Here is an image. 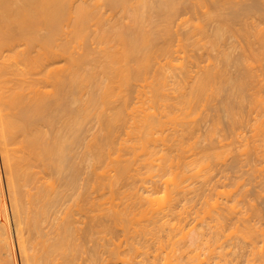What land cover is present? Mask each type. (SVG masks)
I'll use <instances>...</instances> for the list:
<instances>
[{
    "label": "bare ground",
    "instance_id": "bare-ground-1",
    "mask_svg": "<svg viewBox=\"0 0 264 264\" xmlns=\"http://www.w3.org/2000/svg\"><path fill=\"white\" fill-rule=\"evenodd\" d=\"M252 1H254V2H252ZM252 1H251V4H254L255 2H260V1L262 4L263 0H260V1L259 0L258 1L252 0ZM207 2H208V0H0V143H1V148H0L1 150L0 151H1V156L4 160V165H5V169L7 172L6 183H8L7 185L9 187L8 186L7 187L9 188V191L11 194V200H12V205H13V214L15 216V224L17 227L15 234L17 236L16 238H17V242H18V247L21 250L22 256L24 259L23 264H79L78 263L79 261H77V259H79L81 254L84 253V251H85L84 246H83L84 242L82 243V240H86L83 238H87V237H88V240H90V241L93 240L91 242H95L94 243L95 245L94 244L91 245V248H92V246H94V248L91 250V252L89 254L90 257L87 256L90 260V261L89 260L88 261L90 262V264H100V258L102 256V250L104 249V245H105L104 244L105 243L104 242V236L106 238L104 231L107 232V230L109 229L108 224L104 220V213L106 212V214L108 215L109 212L111 211V209L109 212L106 211L108 209H105L106 207L104 208V199H102V198L106 197V196H104L105 193L103 192L104 187H105V186H103V183L105 182L104 181V178H105L104 174H106V173L102 172L104 169L102 168L103 169L102 170L101 167H103V166H99L100 167L99 168L97 165H95L99 170L101 169V172H98V170L95 168V166H94V171H91L92 169L91 170L89 169V171H88V167L90 166L89 164H91L90 160L94 161V159L96 158L94 162H97L98 161L97 158L99 156L103 157L102 154H103L104 149L106 147H108L109 144H112V143H110V141L106 137L114 135L113 133H117L116 131L118 129H116V128L120 127L121 123H119V125H118L119 127H116V125L118 124V122L121 118V115H122L121 110L122 109H121V105L118 106L115 104H116V100H117L118 96H120L119 97V100H120L121 95L124 94V93L120 94V92L125 89L122 87L123 85H121V83L123 82L125 77L128 78L126 80H128L127 84L130 88L132 86V82H131V85L128 82H130V80L132 81V79L129 80V78L133 74H134L133 77L135 76V71L137 73V71L142 69V68H140L141 66L144 68L142 71L147 69L146 65L144 66L141 62L143 60H145L144 58H146V57L148 58V56H149L148 51L149 50L151 53V49L153 50L155 46H158V45H155L153 47L154 42H160L159 40H157L158 38L161 40V39H164L162 37H167L171 34V32H172L171 27L173 28V26L170 27V25H172V22H171L173 19L172 16H175V15H177L176 13H179L178 9L180 8V4L190 3V4H195V6H196L197 4L202 5V4H206ZM211 2L213 3V5H212L213 7L211 9H207V7H208L207 6L205 8L206 10H204V11L205 12L207 11L206 12V15H207L206 20L207 21H208L209 17H210V20L212 17H213L212 19L215 20L213 27L211 26V28L213 29L212 30L213 32L211 33V34H213L212 40H214L215 42H217L218 39L220 40L221 38H223V40H224L225 34H227L228 32H229L228 34H231L235 30H236L235 31L236 34L237 33L239 35L241 33L243 35L246 34L245 36H248V38H249V36H250L249 34L252 33V30L250 29L251 33H250L249 29H248L249 31L246 30L245 28H247L248 26L244 25L245 28H242L243 26L241 25L242 26L241 27L239 25L241 23V21H240V23H238V25L241 28H238L239 26L236 27V25H234L235 18H238L236 16L240 15V14H237L236 12H234V10L232 9V7H233L232 4H229L230 2H232V0H211ZM234 2L235 1H233V3ZM241 2H242V0H241ZM237 3H238V1H236V4ZM239 3H240V0H239ZM239 3L237 4L238 6L240 5ZM248 3H247V5H248ZM106 4L108 6H106ZM226 4L228 5V7L229 6L231 7L230 8L231 10H229V11L224 10ZM256 4L258 5V3H255L254 5H252V7L249 8V10H251V11L254 9L256 10L257 6H256V8H253V7H255ZM104 5H105V8L107 7V9L103 8ZM249 6H250V3H249ZM237 8H239V7H237ZM108 9H110L111 12L109 14H106V11ZM104 10H106V11H104ZM249 12H246V10H245V13H249ZM262 14H264L263 11H262ZM243 16H244L243 18H246L245 17L246 15L243 14ZM249 16H251V15H249ZM258 17H260L259 14H258ZM241 18H242V16H241ZM241 18H239V19H241ZM251 18H252V16H251ZM239 19L238 20L236 19L235 22L237 23V21H239ZM184 20L185 19H183V21ZM188 20L186 19V21H188ZM199 20H200L199 22L197 20L198 26L200 28L199 30H202L203 32L205 31V33H206V31H209L208 28L206 26H204L205 24L202 23L205 21V18L203 19L204 21L201 19H199ZM213 20H212V22H213ZM251 20H249V22ZM258 20H259V18H258ZM242 21L247 22L245 19ZM254 21L257 22L255 19L253 20V22ZM249 22H247V24ZM258 22H260V20ZM261 22H262V20H261ZM192 24L194 25V23H192ZM260 25L258 27L256 26L257 28L254 27V31H256L255 32L256 34H254V35H256V36H253V35L250 36L251 38H252V36L257 37L255 39H257L256 42H258L259 45H257L258 43L256 44V42H254L255 41L254 39H247V40L250 43L249 47H250L251 52L249 54H251L253 57H256L258 59L259 58L264 59V26H263V23ZM255 28H256V30H255ZM192 29L190 31H192ZM196 29H198V28L194 27V29H193V31L195 33H197ZM243 29H245V30H243ZM203 32H201V33H203ZM177 34L179 35L178 32H177ZM206 34H208V32ZM200 36H201V34H200ZM202 36H204V35L202 34ZM202 36H201V38L203 39L204 37H202ZM207 36H205V37H207ZM210 38H211V36H210ZM238 38H236L237 41H238ZM245 38H247V37H245ZM60 39H61V41H58ZM181 39H183V38H179V36H178L177 40L178 41L180 40V42H177V43H180V46L186 47L188 44L186 45L185 42H187V41H184L185 39H183V42H182ZM205 39H203V40L206 43ZM239 39H241V38H239ZM90 40H93V41L95 40L94 42L97 41L98 45L97 46L95 44L91 45V43H89ZM241 40H243V39H241ZM73 42H75V44ZM85 42H87V44ZM97 42H96V44H97ZM181 42L185 43V44H181ZM207 42H208V40H207ZM215 42H214L215 45L213 43H211V44L216 47ZM242 42H240V43H242ZM76 43H77V45H76ZM155 44H157V43H155ZM168 44H170V43H168ZM217 44H219V43H217ZM255 45H257V46H255ZM77 46L78 47L80 46V48L82 47L81 49H83L84 51L82 50L83 51L82 52L81 49L78 48ZM159 46H161V45H159ZM169 47L170 46H168L167 48H165V47L164 48L168 49ZM185 47H182V48L178 47V48H179V50L181 48L185 51L186 50ZM249 47H247V48H249ZM171 48H172V46H171ZM178 48H175V49L178 50ZM218 48H220V46H218ZM170 49H168V50H170ZM227 49H226V51H227ZM77 50L79 52H77ZM173 50H174V48H173ZM173 50H171V51L173 52ZM216 50H217V48H216ZM220 50H222V48ZM188 51H186V54ZM93 52L96 53V55L93 54V55H95V57L91 56ZM146 52H148V55L146 54ZM40 53L46 54L44 62L39 61V54ZM153 53H151V54L153 55ZM177 53H180V52H177ZM232 53H233V51H232ZM232 53H230L228 51L227 52L223 51V53H221L223 60L220 59V61L225 62V64L220 62L221 65L220 64L218 65L217 62H214L215 64L213 62H211L212 65L209 62L206 65L205 64L201 65V63L198 61L199 63L197 64V70H196L197 73L196 74H194L195 70L193 71L191 69V65L187 66V64H186V66L185 65L183 66V61H185V60H183L181 63L180 62L181 59H180L177 63V62H175L176 60L172 57L175 60V61L174 60L172 61V58L170 57L171 54L167 58V63L169 64V62H170L172 69H173L172 63L177 64L175 66L180 65L181 67H178L181 69L180 71H178L179 69L178 70L175 69L176 71L175 70L170 71V69H169L170 66L168 67V69L166 67L167 70L163 69L164 71L162 73L163 74L162 78H164V79H162V78H160L158 72L155 69V71H156L155 75L158 74L157 77L156 76L154 77L155 79H157V81L155 80L157 82V84L159 82L158 80L162 79L160 82L163 81L164 83L162 84V86L166 87L169 84L168 80L169 79L171 80V78H172V80L174 79L173 80L174 84L173 85L170 84V86H172L173 90H175V94H174L175 97L172 95V101L166 100V104H168L170 106V110L168 109L169 107L166 106L167 107L166 110L168 109L169 113L167 111H165L166 114L171 115L172 118H169V119L172 120V119H176V118L178 119L179 118V120H180V121L178 120L179 123L175 121L176 124H178V125L175 124L176 126L174 125L172 130L170 128L171 136H173V138H174V139H172V141L175 142V143H173L171 141L172 145L177 144L180 146V145H184L183 143L186 142V141H184L186 136H188L186 133L190 132V131H188V132H186V131L189 130L191 127L190 126L189 129H187L188 127L186 126L187 125L186 123L188 122V124H189L187 116L189 115V117H190V114L192 112L191 110L194 109L193 108L194 105L196 106L197 103H201V104L204 103L203 107L205 105H207V106L211 105V104H209L212 100L211 98H213L215 96L217 97L218 94H219V96L222 95L224 92L222 94H221V92L226 91V90H224L225 89L224 87L229 86L228 87L229 89H230V87H232V80H233L232 78L233 77L235 78V76L232 77V74L230 72V70H232V69L229 70L228 69L229 66L227 67V63H229V62L231 63V59H232L231 54ZM245 53H247V58H245V60L242 61L243 67L241 65V67H242L241 71H243V74H242L243 76L241 75L242 80H240V81L241 82H248L247 84L249 85V82H252L254 79H257V78H256V74L252 68L253 66H251V67L249 66V65H252V63L249 62V61H251V60H249L251 56H249L248 52H245ZM245 53H243V54H245ZM144 54H146L147 56ZM165 54L167 55V53H165ZM152 55H150V56H152ZM183 55H184V53H183ZM90 56H91V58H90ZM141 56H143V57L141 58ZM241 56H243V55H241ZM58 57L64 58L66 61V62L64 61L65 64L54 65L55 61H53V60L56 59V62H58V59H57ZM92 57L94 58V61H92ZM62 58L59 61H61ZM169 58H171L170 59L171 61H168ZM88 61H90V62H88ZM148 61H149V58H148ZM87 62L91 63V64L87 65ZM144 62H146V61H144ZM247 62H248V64L249 63L250 64L248 65ZM195 63H197V61ZM81 64L82 65L86 64L88 66V68H87V66H84V69H83V66ZM140 64H141V66H140ZM147 65H148V63H147ZM198 65H200V67ZM228 65H230V64H228ZM162 66H163V64H162ZM165 66H167V64ZM165 66H163V67L165 68ZM41 67H44V70L46 73V74L43 73L42 76L40 75V73L42 71ZM160 67H161V65H160ZM175 68H177V67H175ZM159 69L160 68H158V71L161 70V72H162V69H160V70ZM168 71H170V72L168 73ZM144 72H146V71H144ZM44 74H45V76H44ZM101 74H102L103 78L99 77V75H101ZM168 76H170L171 78L168 79ZM123 77H124V79H123ZM44 78L47 81H45V83L44 82L41 83L42 81L40 82V80H43ZM104 78H105V80H104ZM149 78H148V80H149ZM154 78H153V82H155ZM259 78H261V77H259ZM145 79L147 80V78H145ZM103 80H104V82H103ZM257 80H259V79H257ZM259 81L255 82V80H254V83H256V85H255L256 87H257V85H258L257 83ZM124 82H126V81L124 80ZM160 82H159V85H160ZM262 82L264 83V79ZM170 83H171V81H170ZM153 84L155 87L156 83H153ZM153 84L152 85L150 84L149 86L152 87ZM253 84H251V85H253ZM128 86H126V88H128ZM172 87H170V88H172ZM251 87H253V86H251ZM158 88H159V86H158ZM161 88H159V89L162 91V94L165 95L164 93L168 92V90H167L168 88L166 87V90H167L166 92L163 91L165 89L162 88L163 89L162 90ZM244 88H245V86H244ZM244 88H243V90H245L247 87L245 89ZM257 88L260 89L259 87H257ZM157 89L152 88L153 93L154 92L157 93L156 95L152 94V96H153L152 98L159 97L160 99L161 98L165 99L166 96L165 97L158 96L159 90L157 92ZM235 89H233V90L236 91ZM256 89L253 88V91H255ZM154 90H156V91H154ZM243 90L241 88V91H243ZM125 91H123V92H125ZM127 91L130 92L129 90H127ZM127 91L125 93H127ZM171 91L169 92L170 94H172L174 92V91L173 92H171ZM256 91H258L257 95H259V93H260L259 90H256ZM256 91L253 94H256ZM169 93H167V95L170 96ZM250 93H252V92L250 91ZM130 94L131 93H129V96H130ZM226 94H228V93H226ZM244 94H246V93H244ZM127 95L128 94H125V96L128 98L129 96H127ZM228 95L232 96L231 93ZM239 95H240V92H238L237 96H239ZM257 95H256V97L258 98ZM150 96L151 95H148L149 98L147 97L149 100L151 98ZM227 96H225V97H227ZM229 96L227 98L231 97V96L230 97ZM251 96H253V95H251ZM170 97L167 99H170ZM173 97L176 100H173ZM221 97H219L220 101H222L221 99H223ZM235 97H233V98H235ZM256 97H253V98L255 99ZM243 98L244 97L242 96V99ZM257 98L255 99L257 102L254 99H252L256 103H254L255 104L254 106L252 105L253 108L252 107H250V108H252V110H253L254 107H256V105L258 107H260L262 105V107L260 108L261 110L263 108L262 111L260 110L261 111L260 114H262V112L264 111V107H263L264 96H262L260 94L258 100H257ZM240 99H241V97H240ZM119 100H117V102ZM121 100L126 102L127 99L125 100V98H124ZM161 100L159 102H161ZM213 100L217 101V99H213ZM230 100H232V99H230ZM244 100H246V99H244ZM244 100H241V101L244 102ZM259 100L261 102H258ZM152 101H154V100L152 99ZM214 101H212V104L214 103ZM227 101H228V106H230L229 107L230 113L228 111L229 118H230V120H234V119H232L233 116L235 114L237 115L238 113H236V112L237 111L239 112V110H240V112H242L241 109H243L242 107L244 104L242 103L243 104L242 107H240V105L238 104L239 105L238 108L240 107V109L237 108L238 109L237 110L236 108H234V109L232 108L233 103H235L234 100H232L233 103L229 100H227ZM227 101H226V103H227ZM248 101H250V100H248ZM254 101H251V103ZM127 102H126V104H127ZM162 102H164V104H165V101H162ZM171 102H173V103H171ZM239 103L241 104V102H239ZM259 103L261 105H259ZM170 104H172V105H170ZM215 104H216V102H215ZM107 105L108 106L110 105V106L108 107ZM124 105H125V103H124ZM236 105L237 104H235V106ZM197 106H198V104H197ZM217 106H214V108H216ZM203 107H201V108L204 110L205 108H203ZM119 108L121 110H119ZM174 108L175 109L178 108L177 111L183 110L184 113L182 112L181 114H184V115L182 116L179 113L181 111H179L178 113L180 116L178 115L179 116L178 117L177 116L178 113L176 110H174ZM207 108L208 107H206V109ZM209 108H210V106H209ZM218 109H216V110H218ZM232 109H233V112H232ZM235 109L237 110L236 112H235ZM92 110L95 113H93ZM207 110L209 111V109H207ZM216 110H215V112H216ZM123 111H124V108L122 110V113H123ZM211 111H210V113H211ZM91 113H93L92 115L96 114L98 116L96 118L99 120V122L100 121L102 122V123L100 122V124H102V128L100 127V131L102 132V134H101V132H98V133L96 132L95 134H93V136L90 135V136H92V138H88V140H87V137H90V136H87L89 134H87L88 132L87 133L85 132V126H86V120L88 122V119H89L88 117H91L90 116ZM131 113H132V111H131ZM149 113H151V112H149ZM154 114H156V112ZM217 114H218V111H217ZM232 114H234V115H232ZM253 114H255V113H253ZM223 115H220V116H222V118H223ZM250 115H251V113H250ZM258 115L259 114L257 113V117H258ZM132 116H133V119H136L135 115H132ZM139 116L141 117V115H139ZM151 116H153V115H151ZM181 116H182V119H181ZM146 117H147V115H146ZM146 117L144 115V119H145L144 121L145 122H146V120L149 119V118L147 119ZM214 117H217L216 118L217 120L219 119V122H217V121H215V122L220 125L221 118L218 116H214ZM237 117L238 116H236V117L234 116V118L236 120H237ZM257 117L255 116L254 119H257ZM129 118L132 119V117H129ZM142 118H143V116H142ZM185 118H187V120ZM263 118L258 117L259 121L256 120L258 123V124H256L257 126H254L255 124L252 125L255 127L253 130L257 129L256 127H258V129H259V127L262 126V124L264 123ZM152 119H149V120L151 121ZM227 119H224V120H227ZM240 119H241V116H240ZM122 120H121V122H122ZM159 120H160V118H159ZM230 120L228 119V122ZM59 121H61L64 126H61V122L58 123ZM136 121H132V122L135 123ZM139 121H141V120H139ZM139 121H137V122H139ZM148 121L146 122L148 125L146 127L150 126V124H148ZM153 121H151L150 123H152ZM160 121L161 122H159V123H161V124H162V122H164V121H162V119ZM247 121H248V119H247ZM145 122H143V123H145ZM157 122L158 121H156V123ZM222 122L223 121L221 120V123ZM46 123L51 129L53 128V126L56 125L54 127V129L57 130L58 124H60V125H58V127L61 126V127H64L65 129L62 128V131L58 129L57 130L58 132L56 131V133H55V130L53 129L54 130L53 133L56 136H54V134H53V137L50 138V136L52 134V132L50 131L47 134V135H49V138H50L49 139L48 136H46V130H45L46 128L44 129V127H43V125ZM153 123H155V122H153ZM191 123H192V121H191ZM50 124L53 126H51ZM161 124H158V125H161ZM168 124H171V123H168ZM133 125L136 126V123ZM214 125H215V123L213 124V126ZM258 125H260V126H258ZM48 126H47V129H49ZM168 126H170V125H168ZM171 126H173V125L171 124ZM263 126H264V124H263ZM61 127H59V128H61ZM140 127L135 128L136 130H138L137 133L140 131L139 130V129H141ZM150 127L152 128L155 126L151 125ZM142 128H144V127H142ZM151 128H150L151 132H149L150 134H152ZM157 128L153 129V130L158 131ZM215 128L216 127H214V130H216ZM261 128H263L262 131H264V127H261ZM95 129H96V127H95ZM102 129L104 132L102 131ZM133 129L134 128H132V131H134ZM164 129H166V128H164ZM168 129H169V127L167 128V130ZM191 129L193 130V127H191ZM199 129H200V126H199ZM209 129H210V127H209ZM258 129H257V131H261L260 129L259 130ZM63 130H64V132H63ZM120 130H121V128H120ZM159 130H162V128ZM214 130L213 129L209 130L211 133L209 136L210 138L217 133L216 132L215 134H213ZM48 131L49 130H47V132ZM142 131H144V130H142ZM142 131H140V132H142ZM257 131L255 133H257V136H258L259 133ZM134 132H136V131H134ZM146 133H148V132H146ZM149 133H148V135H149ZM155 133H156V131H155ZM162 133L163 132H161V134L160 133L159 134L162 136L163 135ZM166 133L168 134L167 131H166ZM192 133L195 136L196 135L198 136V134H195L196 132L195 133L191 132V134ZM255 133H252V134H255ZM261 133L264 134V132H261ZM138 134H140V133H138ZM143 134H145V133H143ZM191 134H189L190 137L193 136V134L192 135ZM207 134L209 135V133H207ZM99 135H103V136L107 135V136L102 138ZM148 135H147V137H148ZM169 135H170V133H169ZM259 135H261V134H259ZM195 136H194V138H195ZM236 136H237V134H236ZM254 136H256V134ZM147 137H144L143 138L144 141L142 140V142H145V138L147 139ZM149 137H151V136H149ZM224 137L227 138L226 135ZM244 137H246V136L244 135ZM248 137H250V136H248ZM252 138L254 139L253 135H252ZM165 139H166V137H165ZM165 139H164V141H165ZM167 139H168V137H167ZM198 139H199V137H198ZM198 139H196V140H198ZM207 139L208 138H206V140ZM217 139H221V138L217 137ZM245 139H247V138H245ZM245 139H243V141ZM251 139H250V142L252 141ZM261 139H264V138L262 137V138H260V140ZM101 140L105 141L106 143H108L107 141H109V144H106V143L102 142ZM240 140H241V138H240ZM254 140H256V139H254ZM187 141L189 142V139ZM207 141H209V140H207ZM212 141H213V139H212ZM230 141H231V139L228 141L229 143L227 146L230 145ZM113 142H114V140H113ZM165 142H167V140ZM252 142H253L254 146L257 143V142L254 143V141H252ZM196 143H197V141H196ZM225 143H226V141H225ZM233 143L234 142L232 141L231 142L232 146H233ZM235 143H237V139H236ZM260 143H262V142H260ZM168 144L170 145V143H168ZM192 144H195V143L192 142ZM237 144H239V142ZM241 144H244V146L246 147L249 143H247L246 145H245V142L241 143ZM147 145H148V143H147ZM164 145H165V143H164ZM236 145L233 148L237 147ZM221 146H220V148H221ZM244 146H243V148H244ZM250 146H247V147H250ZM256 146H257V144H256ZM262 146H264V145H262ZM145 147H146V145H145ZM165 147H166V145H165ZM171 147H174V146H171ZM199 147L197 146V148H199ZM96 148H98V149H96ZM109 148H110V146H109ZM112 148H110V149H112ZM169 148L170 147H168V151L171 152L170 150H172L173 148L170 150H169ZM180 148L181 147H179V149ZM184 148H186V146ZM263 148L264 147H262V150H263ZM228 149L226 150V152H228ZM246 149L248 150V148H246ZM255 149H257V147H255L254 150ZM147 150H149V149H147ZM160 150H161V148H160ZM163 150H165V149L163 148ZM174 150H173V152H174ZM189 150H190V148H189ZM191 150H192V148H191ZM221 150L223 152H225L224 148H221ZM239 150H240V147H239ZM249 150H251V149L249 148ZM181 151H182V148L179 152L181 153ZM215 151H217L216 153H218V151H219V154L222 152V151L218 150V147H217V150L215 149ZM246 151H244V152H246ZM156 152H157V150H156ZM166 152H167V150H166ZM169 152H168V154L170 155L171 153H169ZM184 152H183V154H184ZM250 152H252V150ZM175 153H177V152H175ZM202 153H204V152H202ZM202 153L200 154L201 156H202ZM210 153H211V151H209L208 155ZM147 154H149V153H147ZM164 154H166V153H164ZM219 154H216V155H219ZM169 155L166 154V156H169ZM210 155L208 157H207V155L204 157L202 156L203 160L201 159V157H199L201 160L197 159V160H199L197 164H199L203 167L205 166V168L209 167L211 169V167H212L211 162L210 161L207 162V160L212 159L210 157ZM216 155L214 154L213 156L215 158H217ZM221 155L222 154H220L218 157H220ZM155 156H157V155H155ZM236 156H238V153L236 154ZM171 157H170V159L167 157V159L169 160L167 163L164 162L166 165L168 164L167 166L164 163H162L167 168L163 167V168H165V169H163L159 166L161 171L165 170L166 174L164 171L161 172L158 169L157 172L160 171L161 173L155 172L156 176L153 175V176L148 177V175H150L149 173H151V172L154 173L153 172L154 168H152V170H151V167H150L151 172H149L150 170L148 168V170H147L148 174H146L147 177H145V179L143 180V182L141 184L142 186L141 185L138 186L139 190H140V186L144 188L143 191L145 190L144 191L145 195H144V193L136 192L137 197H139L138 199L140 200L138 202L144 203L146 199H147L146 201L150 202V200L152 199V201L155 202V200L156 201L160 200L161 197L163 198V202H160L161 204L159 206L158 205L157 206L151 205L152 207L149 206L148 209L151 208V210L149 209V211H148L146 209L147 212H149L148 214L144 213V211H145L144 209H142V211L139 212V214H142V212H143L145 217L148 216V220L150 221V223H153L154 225L150 226V224L143 222L144 220H142V223L143 224L145 223L147 225L142 224L143 226H141V224H139L138 227H136L138 232H140V233H138V232L136 233V235L140 234V238L136 242H133V241H135L134 239L136 238V235H135V237L132 236L133 237L132 247L133 248L135 247L134 249L136 250V255L134 254V251H133V253H131V254L129 253L130 257L125 258L123 256L124 258L121 260L125 261L124 264H126V263L127 264H167L169 259L173 264H186V263L189 264L191 262V260L193 261V259H192L193 254L190 256L188 254V256L185 259L184 257L187 255L186 254V255H184V257L182 259V256H181L182 253L179 254L180 255V257H179L178 253L175 254L176 253L175 248H174V251H175L174 254L175 255L173 254V257L169 258L170 254H172L170 252L173 250V247L175 245L173 237H172L173 241L171 240V236H174V235H171L172 233H170V232H169L170 235L168 233L169 239L171 240V242L174 243V245L171 244L172 250L169 251V253L168 252H167V254L164 253L165 256L169 254V256L166 259H164L165 257H164L163 252H162L163 251L162 249L165 247V245L163 247V244L166 243V242L162 243V240H164V236H162V234H161L162 238H160L161 236L159 235V229H158V234L156 232H154V226H155V224H157V222L160 223V225L163 224L162 227L159 225V227L162 231V228L165 227L164 223L167 224V221L169 219L171 220L172 217L178 218V222H179L178 213L182 212L180 210H177V206L181 204L178 200L182 196L180 194L181 196L178 197V195H179V193H183L181 191L185 190V189H183L182 186H184V183L186 182V181L184 182V180H186L185 178L187 176H189L190 174L188 171V175H187V169L188 168L184 169L183 165H182L183 168H181V169H178L179 166L176 164L175 165L177 167L174 166V162L179 163V161H182V160H179V158L177 157V159L179 161L176 162L177 159L176 160L174 159L176 157H173V155ZM185 157L186 156H184L183 159ZM205 157H207V158H205ZM152 158H154V157L152 156ZM193 158H194L195 163H196V158H198V156L197 157L193 156ZM204 158L207 159L206 162H205ZM215 158H214V160H215ZM98 159H101V157H99ZM152 160L155 163L154 159H152ZM161 160H163L162 157H161ZM189 160L191 161V159H189ZM111 161H113V160H111ZM159 161H160V159H159ZM186 161L187 160H185L184 162H186ZM190 161H187V163ZM98 162H100V161H98ZM191 162H190V164H191ZM209 162L211 165H209ZM193 163H194V161H193ZM109 164H110V162H109ZM113 164H114V166H116L115 163H113ZM113 164H110L109 166H111ZM162 164H161V166H162ZM124 165H125V163H124ZM127 165H128V163H127ZM148 165H149V163H148ZM155 166H158V165H155ZM196 166H198V165H196ZM201 166H198L199 168H197V169L200 170ZM112 167L113 166H111L110 168H112ZM173 167H175V168H173ZM107 168H108V166H107ZM121 168H122V166H121ZM121 168H119V169L121 170ZM168 168H169V170H167ZM189 168H190V166H189ZM209 168L207 169V171H205V173L208 172ZM210 171L211 170H209V173L212 172V171L211 172ZM1 172L2 171L0 170V254L2 256L1 257L2 260L0 259V262H1V264H17V260H16L17 242H16V244L14 242V230H13L11 222H10V215H9L10 213L8 211V205H7L5 196H4V189H3L4 183H2ZM90 172L92 175L95 173V175L97 176V178L95 177L96 178L95 180H96L97 186H98L97 188H98V190L102 189V192L104 193V194L99 193V196L97 199L96 198H90L88 196V192H87L88 188H86V187H89L90 185H92L91 184L92 182H90V179H91V175L89 174ZM116 172H118V171L116 170ZM118 173H120V175H121V171ZM118 173H116V174L114 173L115 176H117ZM145 173H146V171H145ZM162 173H164V174L162 175ZM190 173H193V172H190ZM102 174L104 175L103 180H102ZM157 174H160V176H161V177H159L160 179L161 178L163 179L165 177L164 178L165 183L163 184V182H164L163 181V182H161L162 184L159 183V185L160 184L164 185L163 187L165 188V193L167 196V198L166 197L165 198L167 199V201H164L165 200V198H164L165 193L162 196L157 195V194H159L158 193L159 190L158 191L156 190V189H158V188H156V186L158 185V184H156V182H157V180L159 181V179L156 180L154 178V176L156 178L159 176ZM54 175H56V178ZM110 175L112 177L113 173ZM124 175H125V173H124ZM142 175H145V174H142ZM195 175H196V173H195ZM207 175H210V174H206V176ZM115 176H114V178H115ZM58 177H59V180H57ZM210 177L208 179H210ZM120 178H118V180H120ZM149 179H150V181H149ZM162 179H161V181H162ZM106 180H107V178H106ZM111 181L112 182L109 181L110 186L112 184H114V182H113L114 179H112ZM93 182H94V180H93ZM190 182H188V183H190ZM88 183H90L89 186H87ZM93 185H95V184H93ZM104 185H106V184H104ZM154 185H155V188H154L155 190H152ZM134 186H136V185H134ZM185 186H187V185H185ZM84 188H85V190H84ZM90 188H91V186H90ZM90 188H89V190H90ZM128 188L130 189V187H128ZM132 188H134V187L132 186ZM136 188H134L133 190H135ZM112 189H114V187ZM131 191H132V189H131ZM224 191L226 193L228 192L226 196H229V194L231 196L233 194L232 190H231L232 192L230 190L227 191V189L221 190L222 193H224ZM221 192H219V193H221ZM122 193H124V192H122ZM126 193H124V194H126ZM226 193H224V195ZM234 193H236V192H234ZM131 194L132 195H130V196L133 197L134 196L133 194H135V193H131ZM155 194L157 195V197L156 196L154 197ZM183 195H184V193H183ZM102 196H104V197H102ZM125 196H127V195H125ZM77 197L82 198V201L80 198V201H81L80 203H79V200L78 201L76 200ZM137 197L136 198L133 197V199H137ZM211 197H213V196H211ZM218 197L219 196H216V200H214V203H212L213 199H215V198L210 199V196H209L210 200H207V204L210 205L209 206L210 210H208V209L207 210L209 212L212 211V213H214V215H215L216 211L219 213L216 220L219 221V222L217 221L218 223H220L219 224L220 228H219V226H218V228L221 230V228L224 226L223 222L225 223V221H223V219L225 217V216L223 217V214H225L226 210L224 209L223 214H222V212H220V210L222 208H227L229 212H232V209L236 208V205L235 204L232 205L233 203L229 204V202H228L227 203L228 205L225 204L222 207L223 204L222 205L220 204V202H219L220 198L218 199ZM123 198L126 199V197H123ZM144 198H145V200H144ZM142 199H143V201H142ZM242 199H244V194H243ZM73 200L74 201L76 200L78 202L76 204L77 205L79 204V205L77 206V205H74L75 203H71V202H73ZM237 200H238V197H237ZM154 202H152V203H154ZM186 202H187V200H186ZM208 202H211V203H208ZM69 203H71V204H69ZM106 203H108V202H106ZM126 203H128V202H126ZM157 203H159V202H157ZM248 203L251 205L250 201ZM135 204H136V201H135ZM146 204H147V202H146ZM149 204L150 203H148V205ZM212 204L215 207V209H217V210H212V208L214 209V207L211 206ZM183 205H181V206H183ZM252 205H254V204H252ZM74 206H77V207H74ZM124 206H123L122 210H121V207L116 209V206H115V208L113 206L114 210L112 211L111 215H113V214H114V216L116 215L115 217L117 218V220H119V224H120V222L125 224V221H126V223L128 221V224H129L130 217L133 219V216H131V214L133 215L134 209L136 206L132 207V209H130L131 208V207H129L130 205L129 206L127 205L128 208H126L125 203H124ZM143 206H145V203ZM186 206H187V204H186ZM186 206H184V207H186ZM117 207H118V205H117ZM76 208L78 209V213H79V210L81 212V209H84V211L86 210V213H87V211L93 212V216L90 215V216H92V217H90V220L88 219L86 221V218H85L84 222L86 221L85 222L86 224L83 226H82V224H84V223L79 224L80 219H78L77 216H75ZM109 208H110V205H109ZM237 208H238V204H237ZM138 210H137V212H138ZM59 211H61L60 214L58 213ZM63 211H64V213H63ZM234 212L235 211H233L232 213H234ZM256 212H257V210H256ZM62 213H63V215H61ZM86 213H85V215H86ZM174 213L177 216H174L175 215ZM257 213H259V209H258ZM59 215H61V216H59ZM79 215H81V214H79ZM134 215H135L134 221L136 222V217L137 216L139 217V215H136V213H134ZM221 215H222V217H221ZM170 216H171V218H170ZM185 217H186V215H185ZM140 218L145 219L143 217V214L140 215ZM111 219H112V216H111ZM137 220H139V218H137ZM221 220H222V223H221ZM47 221H49V223L48 224L46 223L44 225V222H47ZM113 221H114V219H113ZM176 221H177V219L175 220V222ZM175 222H174V225H175ZM244 222L245 221H243V223ZM241 223H242V220H241ZM249 223L252 224L251 221ZM249 223L247 224V227L250 226ZM221 224H222V226H221ZM238 224L239 223H237L235 225V226H237V228H238ZM111 225H112V223H111ZM111 225H109V226H111ZM174 225L172 224V226H173L172 228L176 227V229H177L178 226L174 227ZM216 225L217 224L214 225V228ZM25 226L29 227V232H31L30 228H31V230H33L35 232V234L32 235V237L34 236L33 238L29 237L31 239V242L33 241L32 248H31V244L29 243L30 241L28 240V237H26L24 234ZM127 226L128 225L126 224V228H127ZM135 226H137V225L135 224ZM180 226H179V228H180ZM107 227H108V229H107ZM123 227H125V226H123ZM133 227H134V222H133ZM166 227H168V226H166ZM184 227H185V225H184ZM242 227H244V226H241L240 229ZM247 227L244 228L245 231H246V229H248ZM254 227H258V226H254ZM169 228H171V227H169ZM224 228H223V230H224ZM234 228H236V227H234ZM164 230H166V229H164ZM180 230H181V228H180ZM183 230H184V228H183ZM215 230H218V229H215ZM129 231H130V229H129ZM131 231H132V228H131ZM168 231H171V229ZM235 231H237V229H235ZM134 232L132 233V235L134 234ZM172 232H173V229H172ZM175 232H176V230H175ZM175 232H173V233H175ZM219 232L220 231H217V233H219ZM239 232H240V230H239ZM94 233H97L99 235L94 236L95 235ZM127 233H128V231H127ZM243 234H241V232H240V235L243 236ZM29 235H31V233ZM262 235H263V233H262ZM244 236H245V234H244ZM166 237H167V235H166ZM150 238L151 239L153 238L152 240L155 242V244L157 243V241L154 239L155 238H157V240L160 239L159 240L160 245L157 244V246L159 248L161 246L163 247L161 249L162 250L161 252L159 250H157L158 247H156V246L154 248H152L154 246V244L151 242ZM101 240H103V241H101ZM127 240H129V239H127ZM142 240H144V241H142ZM149 240H150V242H149ZM192 241L194 242V240H192ZM161 243H162V245H161ZM29 244H30V246H29ZM108 244H110V243H108ZM108 244H107V246H108ZM152 244H153V246H152ZM87 246H86V248H87ZM133 248L132 249L130 248V249L133 250ZM112 249H113V247H112ZM151 249L153 251L156 250V252L155 251L152 252ZM108 250H109V248H108ZM212 251H213V249H212ZM86 252L88 253L89 251L86 250L85 253ZM103 252H104V250H103ZM114 252H116V251H114ZM112 254H113V252H112ZM195 254H196V252H195ZM117 255H118V253H117ZM124 255L127 256L128 251H127V254L125 253ZM139 255H142L143 257L140 256L141 258L137 259V257ZM162 255L164 257L163 258L164 260H161L162 261V263H161V261L158 258L162 259ZM197 255H199V254H197ZM174 256H177V257L175 258ZM171 258H175V260H173ZM187 258H188V260L190 259V261H188ZM101 259L105 260L104 262L106 263V259L104 257ZM81 260H82V258H81ZM84 260H82V262ZM103 260H102V262H103ZM109 260L111 261V259L109 258L107 260L108 264L111 263V262H109ZM166 260H168V261H166ZM184 260H186V262ZM2 261H4V262L2 263ZM88 261L86 260V262H88ZM164 261H165V263H164ZM113 263L115 264V262H113ZM113 263H111V264H113ZM84 264H86V263H84Z\"/></svg>",
    "mask_w": 264,
    "mask_h": 264
},
{
    "label": "rangeland",
    "instance_id": "rangeland-1",
    "mask_svg": "<svg viewBox=\"0 0 264 264\" xmlns=\"http://www.w3.org/2000/svg\"><path fill=\"white\" fill-rule=\"evenodd\" d=\"M233 1H235L234 3H233ZM236 1H238V3H239V0H232V2H230L229 4H232V9L234 10V12H236L237 14H240V15H237L236 17H238V18H235V20H234V25H236V27L237 26H241L242 28H245V26H248L247 28H245L246 30H252V33H251V30H250V33L251 34H249L250 36L251 35H253V36H256V35H254V34H256L255 32L256 31H254V27H258L260 24H262L263 23V26H264V14H262V11H263V13H264V0L262 1V4H261V1L260 2H255V3H258V5L256 4L255 5V7H253V8H256V6H257V8H256V10L254 9V10H249V8L250 7H252V5H254V4H251V1L250 0H242V2H241V0H240V5L238 6L237 4H236ZM256 1H258V0H256ZM250 3V6H249V3ZM252 2H254V1H252ZM247 3H248V5H247ZM243 4V5H242ZM194 5V6H193ZM213 3L211 2V0L209 1L208 0V2L206 3V4H197L196 6H195V4H190V3H186V4H180V8L178 9L179 10V13H176L177 15H175V16H172L173 17V19H172V25H170V27L171 26H173V28L171 27V29H172V32H171V34L169 35V36H167V37H162V38H166L165 40L164 39H157V40H159L160 42H154V45H153V47L155 46V45H158V46H155L154 47V49L152 50L151 49V53H153L154 51V53H153V55L150 53V50L148 51L149 52V56L150 55H152V56H148V58H149V61H148V58L146 57V58H144L145 60H143L141 63L145 66L146 65V67H147V69L146 70H144V71H146V72H144V71H142L144 68L141 66V64H140V68H142V69H140L139 71H137V73H136V71H135V76L133 77V75L129 78V80L130 79H132V81L130 80V82H128L130 85H131V82H132V86L129 88V86H128V84H127V81L128 80H126V79H128V78H126L125 77V79H124V77H123V79L126 81V82H124V80H123V82L121 83V85H123L122 87L123 88H125L124 90H122L121 92H120V94L121 93H124L123 95H121V98H120V100H119V97L120 96H118V98H117V100H119L118 102H117V100H116V104L115 105H118V106H120L121 105V109L123 110V108H124V111H123V113H122V110L119 108V110H121V118H120V120H119V122H118V124L116 125V127H119L118 125H119V123H121L120 124V127L119 128H116V129H118L116 132L117 133H113L114 135H112V136H107V135H105V136H103V135H99V136H101L102 138L103 137H106L109 141H110V143H112V144H109V141H107L108 143H106L105 141H102V142H104V143H106V144H109L108 145V147H106L105 149H104V151H103V157L102 156H99V157H101V159H98L97 158V160L98 161H100V162H94L95 161V159H94V161L93 160H90L91 161V164H89L90 166L88 167V171H89V169L91 170V171H94V166L95 165H97L98 167L99 166H103V167H101V169L103 170L102 172L103 173H106V174H104L105 175V178H104V183H103V186H105L104 187V193L102 192V189L100 190H98V186H97V182H96V178H97V176L95 175V173L92 175L91 174V172L89 173L90 175H91V179H90V182H92L91 184L92 185H90L91 186V188H90V186H89V184L90 183H88V185L87 186H89V187H86V188H88V190H87V192H88V196L90 197V198H98V196H99V193H103L104 194V196H106L105 198H102V199H104V208L105 209H108V210H106L107 212H109L110 211V209H111V211L109 212V214L107 215L106 214V212L104 213V220L106 221V223L108 224V227H109V229H108V227H107V232L106 231H104V234L106 235V238H105V236H104V252H103V250H102V256L106 259V263L104 262L105 260H103V259H101V258H103L102 256H101V258H100V264H108V262H107V260L110 258L111 259V261L109 260V262H111V263H113V262H115V264L117 263V264H124L125 263V261H123V260H121V259H123L124 257L125 258H127V257H130V255H129V253L131 254V253H133V251H134V254L136 255V250L132 247V244H133V242H136L137 240H139V238H140V234L138 235H136V233L138 232V230L136 229V227H138V225L139 224H141V226H143V225H147V224H143L142 223V220H144L143 222H146V223H148V224H150V226L152 225H154L153 223H150V221L148 220V216L147 217H145L144 216V213H149V212H147V210L149 211V209L151 210V208H149L148 209V207L149 206H151V205H160L161 203L160 202H163V198L161 197V199L160 200H158V201H156L155 200V202L157 203V202H159V203H155L154 201H152V199L150 200V202L149 201H146L145 200V198H144V200H145V206H143L144 205V203L142 204L141 202H138V201H140L138 198L139 197H137V194H136V192H141V193H144V191H143V187H141L142 185V182H143V180L145 179V177H147L146 176V174H148V168H149V170H150V167H151V170H152V168H154V170H153V172L154 173H152L151 172V170L149 171V172H151V173H149L150 175H148V177L149 176H153V175H155L156 176V174H155V172H157V170L159 169L160 171H161V169L159 168V166L161 167V168H163V167H166L167 165L165 164V163H167L169 160L167 159V157L170 159V157L173 155V157H176V158H174L175 160L177 159V157L179 158V160H182V161H179L178 159H177V161L176 162H178L179 161V163H175L174 162V166H176V165H178L179 167H178V169H181V168H183V166H184V169L185 168H188L187 169V175H188V171H189V176H187L185 179L186 180H184V186H182L183 187V189H185V190H183V191H181V192H183L184 193V195H183V193H179V195H178V197H180L181 195V197L179 198V202L181 203L180 205H178L177 206V210H180V211H182L181 213H178V217H179V222H178V218H176V217H172L171 218V216H170V218H171V220L169 219L168 221H167V224L166 223H164V228H162V231H161V229H160V227H159V225H160V223H158L157 222V224H155V226H154V232H156L157 234H158V229H159V235L161 236V234H162V236H164V240H162V243L163 242H166L165 244H163V247H164V245H165V247L163 248L162 246L159 248L158 246H157V244H159L160 245V242H159V240H157V238H155L154 240H156L157 241V243L155 244V242L150 238V240H151V242L154 244V246H153V244H152V248H154L155 246L156 247H158L157 248V250H159L160 252L162 251L163 252V255H164V253H166L167 254V252L169 253V251H171L172 250V245L171 244H173L174 245V243H175V245H174V247H173V252L171 251L170 253H172V254H170V256H169V254L168 255H164V257H163V255H162V259H160V258H158L160 261L161 260H164V259H166L168 256H169V258L170 257H173V254L175 253V251H174V248L176 249V253L175 254H177L178 253V255L179 254H181V256H182V259H183V257H184V255H186L184 258L186 259V257L188 256V254H189V256L190 255H192V259H193V261L191 260V262L189 263V264H264V148H263V150H262V147H264V146H262V145H264V139H261L260 140V138H264V134L263 133H261V132H264V131H262L263 130V128H261V127H264L263 126V124H262V126H260V125H258V126H260L259 127V129L261 130V131H257V129H258V127H256L257 129H255L259 134H261V135H259L258 134V136H257V133H255L256 131L255 130H253L255 127L254 126H257L256 124H258L257 123V121H259V119H258V117L260 118H263L264 117V111L262 112V114H260L261 113V111L263 110V108H262V110L260 109L261 107H262V105L259 103V105H261L260 107H258L257 105H256V107H254V109L252 110V105L254 106L255 104L254 103H256L257 101L255 100L257 97H256V95H257V92L258 91H256V90H259V95L261 94L262 96H264V83L262 82L263 81V79H264V59L262 58V59H258V58H256V57H253L251 54H249L250 52H251V50H250V43L248 42V40L247 39H254L253 41L254 42H256L257 41V39H255V38H257V37H253L252 36V38L249 36V38H248V36H245L246 34H236L235 33V31H233L231 34H225V38H224V40H223V38H221L220 40L218 39V41L217 42H215L214 40H212L213 38H212V35L213 34H211L213 31V29L211 28V26L213 27V25H214V23H215V20H213L212 18H211V20H210V17H209V19H208V21L206 20L207 19V15H206V12L204 11V10H206L205 8L207 7V9H211L213 6ZM236 5V6H235ZM247 7H246V6ZM106 6H108L107 4H106ZM202 6V7H201ZM245 6V7H244ZM237 7H239V8H237ZM259 7V8H258ZM104 9H107V7L105 8V5H104V7H103ZM227 8V9H226ZM231 7L229 6L228 7V5L226 4V6H225V11H229V10H231L230 9ZM242 9V10H241ZM259 9V10H258ZM110 9H108L107 11L106 10H104V11H106V14H109L110 12H111V10L109 11ZM236 10V11H235ZM241 10V11H240ZM245 10H246V12H249V13H245ZM109 11V12H108ZM240 11V12H239ZM205 12V13H204ZM233 12V11H232ZM254 12V13H253ZM257 14H256V13ZM261 12V13H260ZM243 14L244 15H246L245 17L246 18H243L244 16H243ZM258 14H259V16L261 17H258ZM249 15H251L252 16V18H251V16H249ZM256 15V16H255ZM205 16V17H204ZM241 16H242V18H241ZM249 16V17H248ZM248 17V18H247ZM263 17V18H262ZM205 18V21L203 20ZM239 18H241V19H239ZM258 18H259V20H260V22H258L259 20H258ZM183 19H185L184 21H183ZM186 19L188 20V21H186ZM199 19H201V20H203L204 22H202V23H204L205 25L204 26H206L207 28H208V30L209 31H206V33L208 32V34H206L205 33V31L203 32L202 30H199L200 28H199V26H198V23H197V20H198V22L200 21ZM236 19L238 20L239 19V21H237V23L235 22L236 21ZM246 20L247 22H249V20H251L248 24H247V22H245V21H242V20ZM256 20L257 22H253V20ZM212 20H213V22H212ZM261 20H262V22H261ZM190 21V22H189ZM207 21V22H206ZM240 21H241V23H240ZM185 22V23H184ZM206 22V23H205ZM212 22V23H211ZM191 23V24H190ZM192 23H194V25L192 24ZM238 23H240L239 25H238ZM243 23V24H242ZM247 25H246V24ZM255 23V24H254ZM260 23V24H259ZM209 24V25H208ZM191 25V26H190ZM208 25V26H207ZM233 25V24H232ZM245 25V26H244ZM238 27V28H241V27ZM261 26V25H260ZM194 27H196V28H198V29H196V32L197 33H195L194 31H193V29H194ZM233 27V26H232ZM235 27V28H236ZM256 27V28H257ZM190 28V29H189ZM193 28V29H192ZM234 28V29H235ZM256 28H255V30H256ZM192 29V31H190ZM245 29H243V30H245ZM177 30V31H176ZM199 30V31H198ZM248 30V31H249ZM176 31V32H175ZM187 31V32H186ZM211 31V32H210ZM175 32V33H174ZM177 32L179 33V35L177 34ZM185 32V33H184ZM195 34H194V33ZM199 32V33H198ZM201 32H203V33H201ZM174 34V35H173ZM176 34V35H175ZM187 34V35H186ZM191 34V35H190ZM200 34H201V36H202V34L204 35V36H202V37H204L203 39H205L206 40V43H205V41L201 38V36H200ZM236 36H234V35ZM179 36V38H183V39H185L184 41H187V42H185L186 43V47L185 46H180V43H177V42H180V40L178 41L177 39H178V36ZM209 37H208V36ZM238 35V36H237ZM243 35V36H242ZM181 36V37H180ZM185 38H184V37ZM205 36H207V37H205ZM210 36H211V38H210ZM169 37V38H168ZM241 38V39H243V40H241V39H239V38ZM245 37H247V38H244ZM168 38V39H167ZM236 38H238V41H237V39ZM183 39H181L182 40V42H183ZM210 39V40H209ZM156 40V41H157ZM207 40H208V42H207ZM58 41H61V39L60 40H58ZM74 41V40H73ZM95 41V40H94ZM93 40H90V42L89 43H91V45H93V44H95L96 46L98 45V42H97V44H96V42H94ZM213 41V42H212ZM243 41V42H242ZM247 41V42H246ZM76 42V41H75ZM75 42H73L74 44H75ZM94 42V43H93ZM181 42V44H185V43H182ZM214 42L216 43V47L214 46L215 44H214ZM240 42H242V43H240ZM78 43V42H77ZM77 43H76V45H77ZM86 44H87V42H85ZM155 43H157V44H155ZM168 43H170V44H168ZM211 43H213L214 45H212ZM217 43H219V44H217ZM258 42H256V44H257ZM73 44V45H74ZM177 44V45H176ZM179 44V45H178ZM248 44V45H247ZM255 44V43H254ZM159 45H161V46H159ZM167 45V46H166ZM257 45H259V43L257 44ZM257 45H255V46H257ZM168 46H170L168 49H170L171 48V46H172V48L170 49V50H168V49H165V48H167ZM185 47V51L183 50V49H181L180 48V50H179V48L178 47ZM212 46V47H211ZM218 46H220V48H218ZM243 46V47H242ZM78 47V46H77ZM152 47V48H153ZM161 47V48H160ZM165 47V48H164ZM215 49H214V48ZM247 47H249V48H247ZM78 48H80V46L78 47ZM82 48V47H81ZM80 48V49H81ZM156 48V49H155ZM173 48H174V50H173ZM175 48H178V50L177 49H175ZM216 48H217V50H216ZM222 48V50L223 51H225V52H230V53H232V51H233V53L231 54L232 55V59H231V63L229 62V63H227V67L229 66V70L230 69H232V70H230V72H231V74H232V77L233 76H235V78L233 77L232 79V87H230V89L227 87H224L225 89L224 90H226V91H222L221 92V94L222 95H220L219 96V94H218V96L216 97H213V98H211L212 100H211V102L209 103V104H211V105H205L204 107H203V105H204V103H197L198 104V106H197V104H196V106L194 105V109H192L191 111V114H190V117H189V115L187 116L188 117V121H189V124H188V122L186 123L187 125V129H189V127L191 126V127H193V130L191 129V127H190V129L189 130H187L186 132H188V131H190V132H188V133H186L188 136H186L185 134V136H186V138H185V140L184 141H186V142H184L183 144L184 145H177V144H173L172 145V139H174L173 138V136H171V132H170V128H171V130H172V128L174 127V125L176 124V122H178L179 123V118L177 119L176 117L179 115V113L181 114L182 112H183V110H178L177 111V109H175L174 108V110H176L177 111V113L179 112V111H181V112H179L178 114H177V116L175 117L176 119H169V118H172L171 117V115L169 114H166L165 113V111H167L168 113H169V111H168V109L170 110V106L168 105V104H166V100H171L172 101V95L174 96V94H175V90H173V87L172 86H170V84L171 85H173L174 84V82H173V80H172V78L170 77V76H168V79L169 78H171V80L169 79L168 80V82H169V84H168V86H166L167 88L170 86V87H172V88H168L167 90H168V92L167 93H169L171 90V92H173L172 94H170V96L169 95H167V93H164L165 95H163L162 94V91L159 89V88H163V89H165V90H163L162 88V90L164 91V92H166L167 90H166V87L165 86H162V84L164 83L163 81L162 82H160L162 79H164V78H162L163 77V69H166V67H167V69H168V67H169V69H170V71H174L175 69H179L178 71H180L181 69L180 68H178V67H181L180 65L179 66H175V65H177V64H173L172 63V65H173V69L171 68L172 66L170 65V62H169V64L167 63V58L170 56V54H171V58H172V61L174 60L175 62H177L178 63V61L181 59V63H182V61L183 60H185V61H183V66L185 65L186 66V64H187V66H189V65H191V69L195 72L194 74H196L197 72H196V70H197V64L200 62L201 63V65L202 64H208V62L212 65V63L211 62H217V64L219 65H221V63H223V64H225V62L224 61H220V59L221 60H223L222 59V54L221 53H223V51L222 50H220ZM225 48V49H224ZM228 48V49H227ZM232 48V49H231ZM189 51H188V50ZM226 49H227V51H226ZM79 50V49H78ZM77 50V52H79ZM83 49H81V51H82ZM166 50V51H165ZM169 52H168V51ZM171 50H173V52L171 51ZM220 50V51H219ZM250 50V51H249ZM80 51V52H81ZM84 51V50H83ZM82 51V52H83ZM183 51V52H182ZM186 51H188L187 52V54H186ZM148 52H146V54L148 55ZM177 52H180V53H177ZM219 54H218V53ZM245 52H248V54H249V56H251L250 57V59L249 60H251V61H249V62H251L252 63V65H249L248 64V62H247V64L251 67V66H253L252 68H253V70H254V72H255V74H256V78L257 79H259V80H257V79H254L255 80V82H257V81H259L257 84V87H259L260 89H258L255 85H256V83H254V80L252 81V82H249V85L247 84L248 82H241L240 80H242L241 78V75L243 74V71H241L242 70V67H243V65H242V61L243 60H245V58H247V53H245ZM165 53H167V55L165 54ZM169 53V54H168ZM177 53V54H176ZM183 53H184V55H183ZM190 53V54H189ZM243 53H245V54H243ZM79 54V53H78ZM93 54H95L96 55V53L95 52H93L92 53V55L91 56H93V57H95V55H93ZM146 54H144V55H146ZM192 54V55H191ZM234 54V55H233ZM243 55V56H241V55ZM45 55L46 54H44V53H40L39 54V61H42V62H44L45 61ZM143 55V54H142ZM146 55V56H147ZM179 55V56H178ZM189 55V56H188ZM191 55V56H190ZM237 55V56H236ZM91 56H90V58H91ZM167 56V57H166ZM183 56V57H182ZM240 56V57H239ZM248 56V57H249ZM92 57V61H94V58ZM143 56H141V58H142ZM145 57V56H144ZM176 57V58H175ZM181 57V58H180ZM244 57V58H243ZM62 57H58L57 59H58V62H56V59H54L53 61H55L54 62V65H62V64H65L64 63V61H65V59L64 58H62V60L61 61H59L60 59H61ZM171 58H169L168 59V61H171L170 59ZM235 58V59H234ZM89 59V58H88ZM90 60V59H89ZM240 60V61H239ZM263 60V61H262ZM91 61V62H92ZM144 61H146L147 63H148V65H147V63L146 62H144ZM197 61V63H195V62ZM199 61V62H198ZM234 61V62H233ZM66 62V61H65ZM88 62H90V61H88ZM87 62V65L88 64H91V63H88ZM144 62V63H143ZM187 62V63H186ZM219 62V63H218ZM221 62V63H220ZM241 62V63H240ZM146 63V64H145ZM167 64V66H165L166 64ZM185 63V64H184ZM162 64H163V66H165V68L162 66ZM215 64V63H214ZM222 64V65H223ZM228 64H230V65H228ZM82 65V64H81ZM80 65V66H81ZM86 64L84 65H82L83 66V69H84V66H87ZM160 65H161V67H160ZM193 65V66H192ZM241 65H242V67H241ZM90 66V65H89ZM182 66V67H183ZM199 67H200V65H198ZM175 67H177V68H175ZM42 68V71H41V73H40V75L42 76L43 75V73H45V70H44V67H41ZM87 68H88V66H87ZM86 68V69H87ZM158 68H160V69H162V72H161V70L160 71H158ZM241 68V69H240ZM155 69H156V71L158 72V74H159V76H160V78H162L161 80H158L159 82H160V85H159V82H158V84H157V79H155L154 77L156 76H158V74L157 75H155L156 74V71H155ZM166 69V70H167ZM172 69V70H171ZM256 70V71H255ZM170 71H168V73L170 72ZM176 71V70H175ZM154 72V73H153ZM161 72V73H160ZM235 72V73H234ZM142 73V74H141ZM46 74V73H45ZM45 74H44V76H45ZM143 75V76H142ZM154 75V76H153ZM171 75V74H170ZM102 76V74L101 75H99V77L100 78H103V76ZM139 76V77H138ZM243 76V75H242ZM105 77V76H104ZM150 77V78H149ZM174 77V76H173ZM259 77H263L262 79L261 78H259ZM145 78H147V80L145 79ZM148 78H149V80H148ZM153 78H154V81L155 82H153ZM151 79V80H150ZM44 80V81H43ZM43 80H40V82L41 83H45V81H47V80H45V78L43 79ZM101 80V79H100ZM104 80H105V78H104ZM104 80H103V82H104ZM257 80V81H256ZM170 81H171V83H170ZM261 82V83H260ZM126 83V84H125ZM153 83H156V86L154 87V84ZM253 84V85H251V84ZM39 84V83H38ZM48 84V83H47ZM152 85L153 84V86L151 87V86H149V85ZM167 84V83H166ZM165 84V85H166ZM260 84V85H259ZM263 86H262V85ZM40 85V84H39ZM235 87H234V86ZM41 86V85H40ZM44 86V85H43ZM89 86V85H88ZM126 86H128V88H126ZM158 86H159V88H158ZM161 86V87H160ZM244 86H245V88H244ZM250 86V87H249ZM251 86H253V87H251ZM255 86V87H254ZM47 87V86H46ZM51 87V86H50ZM49 87V88H50ZM237 87V88H236ZM152 88H158L157 89V92H158V90H159V93H158V96H163V97H165L166 96V98L165 99H160L159 97H154V98H152L153 96H152V94H157V93H153V91H152ZM236 88V89H235ZM241 88H242V90H243V88L245 89V90H243V91H241ZM249 88V89H248ZM253 88L254 89H256L255 91H256V94H253L255 91H253ZM151 89V90H150ZM170 89V90H169ZM175 89V88H174ZM233 89H235L236 91H234ZM239 91H238V90ZM127 90H129L130 92H128L127 91V93H125ZM229 90V91H228ZM261 90V91H260ZM123 91H125V92H123ZM152 91V92H151ZM154 91H156V90H154ZM161 91V92H160ZM232 91V92H231ZM250 91L252 92V93H250ZM237 92V93H236ZM238 92H240V95L239 96H237L238 95ZM129 93H131L130 94V96H129ZM177 93V92H176ZM226 93H228V94H232V96L230 97L228 94H226ZM236 93V94H235ZM244 93H246V94H244ZM125 94H128L127 96H129L128 98L125 96ZM148 95H151L150 97L154 100V101H152V99L150 98V100L148 99L149 97H148ZM230 97V98H227L228 96ZM236 97H235V96ZM251 95H253V96H250ZM259 95H257L258 96V98H257V100L259 99ZM168 96V97H167ZM222 96V97H221ZM225 96H227V97H225ZM242 96L244 97L243 99H242ZM247 98H246V97ZM148 97V98H147ZM170 97V99H167V98H169ZM175 97V96H174ZM173 97V100H176L175 98ZM219 97H221V98H223V99H221L222 101H220L219 99ZM233 97H235V98H233ZM240 97H241V99H240ZM253 97H256L255 99L253 98ZM125 98V100H126V102H127V104H126V102H124L123 100H121V99H124ZM213 99H217V101H214ZM230 99H232V100H234V102L235 103H233L232 102V100H230ZM240 99V100H239ZM244 99H246V100H244ZM252 99H254V100H252ZM161 100V102H159ZM227 100H229V101H231L232 103H233V109L234 108H238V106L240 105V107H242V105H243V109H241L242 110V112H240V110H239V112L237 111L238 109H240V107L236 110L235 109V112L236 113H238L237 115L235 114H232V115H234L235 117L236 116H238L237 117V120L234 118V116H233V118L232 119H234V120H230V118H229V113H230V111H229V107L230 106H228V101ZM238 100V101H237ZM241 100H244V102H242ZM248 100H250V101H248ZM162 101H165V104H164V102H162ZM212 101H214V103L212 104ZM226 101H227V103H226ZM251 101H254V102H252L251 103ZM122 102V103H121ZM175 102V101H174ZM215 102H216V104H215ZM238 102V103H237ZM239 102H241V104L239 103ZM258 102H261L260 100L258 101ZM124 103H125V105H124ZM171 103H173V102H171ZM227 105H226V104ZM243 103V104H242ZM235 104H237L236 106H235ZM239 104V105H238ZM246 104V105H245ZM258 104V103H257ZM263 104H264V102H263ZM170 105H172V104H170ZM202 105V106H201ZM217 106L216 108H214V106ZM108 106V105H107ZM110 106V105H109ZM108 106V107H109ZM126 106V107H125ZM166 106H168L169 108L166 110ZM209 106H210V108H209ZM235 106V107H234ZM198 107V108H197ZM201 107H203V108H205L204 110L201 108ZM206 107H208L207 109H209V111L206 109ZM212 107V108H211ZM228 107V108H227ZM250 107H252V108H250ZM258 107V108H257ZM263 107H264V105H263ZM172 108V107H171ZM257 108V109H256ZM204 111H202V110ZM216 109H218V110H216ZM224 109V110H223ZM233 109H232V112H233ZM172 110V109H171ZM194 110V111H193ZM212 110V111H211ZM215 110H216V112H215ZM261 110V111H260ZM93 111V110H92ZM131 111H132V113H131ZM153 111V112H152ZM210 111H211V113H210ZM217 111H218V114H217ZM228 111H229V113H228ZM255 111V112H254ZM134 112V113H133ZM149 112H151V113H149ZM156 112V114H154ZM227 112V113H226ZM234 112V113H235ZM93 113H95L94 111H93ZM93 113H91V117H88L89 119H88V122H87V120H86V126H85V132L87 133V134H89V135H87V136H90V135H92L93 136V134H95L96 132L98 133V132H101L100 131V127L102 128V124H100V122H99V120L96 118V117H98L96 114H94V115H92ZM144 113V114H143ZM153 113V114H152ZM184 113V112H183ZM198 113V114H197ZM221 113V114H220ZM226 113V114H225ZM241 113V114H240ZM250 113H251V115H250ZM253 113H255V114H253ZM257 113L259 114L258 115V117H257ZM90 114V113H89ZM131 114V115H130ZM153 115V116H151V115ZM195 114V115H194ZM224 114V115H223ZM96 115V116H95ZM124 115V116H123ZM132 115H135V118L136 119H133V116ZM139 115H141V117L139 116ZM144 115H145V117H146V115H147V119L149 118V119H152L153 117V119L151 120V121H153V122H155L156 123V121H158L156 124L155 123H150L151 121L149 120H146V122L148 121V124H150V126L152 125V126H155V127H150L151 129H152V134H150L149 132H151L150 131V128L149 127H146V126H148L147 125V123L144 121L145 119H144ZM150 115V116H149ZM182 116L184 115V114H181ZM192 115V116H191ZM203 115V116H202ZM220 115H223V118H222V116H220ZM228 117H227V116ZM263 115V116H262ZM123 116V117H122ZM142 116H143V118H142ZM149 116V117H148ZM157 118H156V117ZM169 116V117H168ZM180 116V115H179ZM178 116V117H179ZM182 116H181V119H182ZM214 116H218V117H220L221 118V120L223 121L222 123H221V120H220V125L219 124H217L215 121H217V122H219V119L217 120L216 118L217 117H214ZM240 116H241V119H240ZM243 116V117H242ZM255 116L257 117V119H254L255 118ZM129 117H132V119L131 118H129ZM203 117V118H202ZM213 117V118H212ZM159 118H160V120L162 119V121H164V122H162V124L161 123H159V122H161L160 120H159ZM202 118V119H201ZM215 118V119H214ZM230 120L229 122H228V119ZM123 119V120H122ZM131 119V120H130ZM141 120V121H139V120ZM157 119V120H156ZM186 120H187V118H185ZM214 119V120H213ZM224 119H227V120H224ZM247 119H248V121H247ZM264 119V118H263ZM121 120H122V122H121ZM130 120V121H129ZM139 121V122H137V121ZM143 120V121H142ZM179 120V121H178ZM192 121V123H191V121ZM199 120V121H198ZM251 120V121H250ZM256 122H255V121ZM132 121H136L135 123H136V126L135 125H133V124H135L134 122H132ZM166 121V122H165ZM176 121V122H175ZM61 121H59L58 123H60ZM143 122H145V123H143ZM174 122V123H173ZM232 122V123H231ZM234 122V123H233ZM57 123V124H58ZM102 123V122H101ZM138 123V124H137ZM165 123V124H164ZM167 123V124H166ZM168 123H171L173 126H171V124H168ZM191 123V124H190ZM196 125H195V124ZM215 123V125L213 126V124ZM231 123V124H230ZM252 123V124H251ZM141 124V125H140ZM145 124V125H144ZM158 124H161V125H158ZM255 124V125H254ZM46 125V126H45ZM51 125V124H50ZM55 125V124H54ZM58 125H60V124H58ZM58 125H57V130L59 129V130H61L62 131V128L63 129H65L64 127H61V126H64L63 125V123L61 122V126H59V127H61V128H59L58 127ZM90 125V126H89ZM168 125H170V126H168ZM176 125H178V124H176ZM175 125V126H176ZM189 125V126H188ZM193 125V126H192ZM213 127H212V126ZM252 125H254V126H252ZM47 123L46 124H44L43 125V127H44V129L46 130V136H48V138H49V135H47L50 131L52 132V134H51V136H50V138H52L53 137V131L55 130V133H56V129H54V127L56 126H53V125H51V126H53V128L51 129L49 126H48V128L49 129H47ZM131 126V127H130ZM141 126V127H140ZM158 128H157V127ZM165 126V127H164ZM169 127V129L167 130V128ZM199 126H200V129H199ZM95 127H96V129H95ZM136 127H140L141 129H139L140 131H142V130H144V131H142L143 133H145V134H143L142 132H138V133H140V134H138L137 133V131L138 130H136L135 128ZM142 127H144V128H142ZM209 127H210V129H213L214 130V127H216L215 129L216 130H214V133L213 134H215L216 132V134L215 135H211L212 137L210 138L209 136H210V129H209ZM212 127V128H211ZM253 127V128H252ZM120 128H121V130H120ZM132 128H134L133 130L134 131H136V132H134V131H132ZM158 129V131L157 130H153V129ZM162 128V130H159V129H161ZM164 128H166V129H164ZM197 128V129H196ZM54 129V130H53ZM131 129V130H130ZM149 131H148V130ZM218 129V130H217ZM258 129V130H259ZM47 130H49L48 132H47ZM96 130V131H95ZM92 131V132H91ZM102 131H103V129H102ZM155 131H156V133H155ZM166 131L168 132V134L166 133ZM240 131V132H239ZM58 132V131H57ZM63 132H64V130H63ZM104 132V131H103ZM146 132H148L149 133V135H148V133H146ZM161 132H163L162 134V136L160 135L161 134ZM191 132H196L195 134H198V136L196 135H194L193 133V136H189V134H191ZM237 132V133H236ZM160 133V134H159ZM169 133H170V135H169ZM207 133H209V135L207 134ZM246 136V137H244V135ZM252 133H255L256 134V136H254L255 134H252ZM100 134V133H99ZM101 134H102V132H101ZM148 135V137H147V135ZM156 134V135H155ZM191 134V135H192ZM236 134H237V136H236ZM155 135V136H154ZM166 135V136H165ZM173 135V134H172ZM200 135V136H199ZM226 135V137L227 138H225L224 136ZM243 135V136H242ZM252 135H253V137H254V139H256V140H254L253 138H252ZM54 136H56L55 134H54ZM92 136H90V137H87V140H88V138H92ZM149 136H151V137H149ZM159 136V137H158ZM194 136H195V138H194ZM220 136V137H219ZM248 136H250V137H248ZM261 136V137H260ZM140 137V138H139ZM144 137H147V139L145 138V142H142V140L144 141ZM154 137V138H153ZM165 137H166V139H165ZM167 137H168V139H167ZM198 137H199V139H198ZM217 137L218 138H223L222 140L221 139H217ZM49 138V139H50ZM149 138V139H148ZM160 138V139H159ZM165 139V141L167 140V142H165L164 141V139ZM170 138V139H169ZM195 140H194V139ZM206 138H208L207 140H209V141H207L206 140ZM240 138H241V140H240ZM245 138H247V139H245ZM252 140V141H254V143H256L257 144V146H256V144H255V146H254V144H253V142L251 141L250 142V139ZM105 139V138H104ZM116 139V140H115ZM139 139V140H138ZM189 139V142L187 141ZM196 139H198V140H196ZM212 139H213V141H212ZM217 139V140H216ZM231 139V141H230V145L229 146H227L228 145V141ZM235 139V140H234ZM236 139H237V143L239 142V144H237V143H235L236 142ZM243 139H245L244 141H243ZM90 140V139H89ZM113 140H114V142L116 143H114L113 142ZM170 140V141H169ZM194 140V141H193ZM211 140V141H210ZM263 140V141H262ZM169 141V142H168ZM172 141V142H171ZM191 141V142H190ZM196 141H197V143H196ZM201 141V142H200ZM215 141V142H214ZM222 141V142H221ZM225 141H226V143H225ZM234 142L233 143V146H232V144H231V142ZM249 141V142H248ZM163 142V143H162ZM192 142L193 143H195L198 147L200 146H202L201 148L199 147V148H197V146L195 145V144H192ZM211 142V143H210ZM245 142V145L247 144V143H249L247 146H250V147H245L244 146V144H241V143H244ZM260 142H262V143H260ZM114 143V144H113ZM118 143V144H117ZM147 143H148V145H147ZM164 143H165V145H166V147H165V145H164ZM168 143H170V145L171 146H174V147H171ZM173 143H175V142H173ZM199 143V144H198ZM215 143V144H214ZM224 143V144H223ZM251 143V144H250ZM105 144V145H106ZM123 144V145H122ZM186 144V145H185ZM192 144V145H191ZM211 144V145H210ZM237 144V145H236ZM260 144V145H259ZM113 145V146H112ZM145 145H146V147H145ZM168 145V146H167ZM177 145V146H176ZM195 145V146H194ZM207 145V146H206ZM222 145V146H221ZM237 146V147H235V148H233L234 146ZM244 146V148H243V146ZM254 147H253V146ZM107 146V145H106ZM109 146H110V148H112V149H110L109 148ZM176 146V147H175ZM181 147L182 148V151L184 152V154H183V152L181 151V153L179 152L180 150H181V148L179 149V147ZM186 146V148H184ZM188 146V147H187ZM191 146V147H190ZM195 148H194V147ZM204 146V147H203ZM216 146V147H215ZM220 146H221V148H224L225 150V152H223L222 150H221V148H220ZM115 147V148H114ZM123 147V148H122ZM145 147V148H144ZM149 147V148H148ZM161 148V150H160V148ZM168 147H170L169 148V150L170 149H172V150H170L171 152H169L168 151ZM207 149H206V148ZM217 147H218V150H220V151H222L220 154H222L220 157H218L220 154H219V151H218V153H216L217 151H215V149L217 150ZM232 147V148H231ZM239 147H240V150H239ZM255 147H257V149H255L254 150V148ZM260 147V148H259ZM0 148H1V143H0ZM157 148V149H156ZM163 148L165 149V150H163ZM188 148V149H187ZM189 148H190V150H189ZM191 148H192V150H191ZM197 148V149H196ZM229 148V149H228ZM246 148H248V150L246 149ZM249 148L252 150V152H250L251 150H249ZM259 148V149H258ZM94 149V148H93ZM96 149H98V148H96ZM95 149V150H96ZM110 149V150H109ZM122 149V150H121ZM147 149H149V150H147ZM155 149V150H154ZM175 149V150H174ZM179 149V150H178ZM205 149V150H204ZM228 149V152H226V150ZM261 149V150H260ZM1 150V149H0ZM156 150H157V152H156ZM160 152H159V151ZM166 150H167V152H166ZM173 150H174V152H173ZM214 150V151H213ZM230 150V151H229ZM246 151V152H244V151ZM110 151V152H109ZM152 151V152H151ZM188 151V152H187ZM195 153H194V152ZM209 153V151H211V155H210V157L214 160V154L216 155V154H219V155H216V157L217 158H215V160L213 161L212 159H210V160H207V159H205V158H207L209 155H208V153ZM243 151V152H242ZM259 151V152H258ZM168 152L169 153H171L170 155L168 154ZM175 152H177V153H175ZM197 152V153H196ZM200 152V153H199ZM202 152H204V153H202ZM238 153V156H236V154ZM250 152V153H249ZM105 153V154H104ZM147 153H149V154H147ZM164 153H166L167 155H169V156H166V154H164ZM173 153V154H172ZM202 153V156L204 157V156H206L207 155V157H205L204 159H205V162H206V160H207V162L208 161H210L211 162V164H210V162H209V165H211L212 167H211V169L209 168V170H211L210 172L211 173H209V170H208V172H206L205 173V171H207V167L205 168V166L203 167V166H201V165H199V164H197L198 163V161L199 160H197V159H200L199 157H201V159H202V156L200 155ZM214 153V154H213ZM236 153V154H235ZM151 154V155H150ZM176 154V155H175ZM194 154V155H193ZM197 154V155H196ZM155 155H157V156H155ZM159 155V156H158ZM180 155V156H179ZM196 155V156H195ZM152 156L154 157V158H152ZM164 156V157H163ZM182 156V157H181ZM184 156H186L184 159H183V157ZM193 156L194 157H197L198 156V158H196V163H195V160H194V158H193ZM160 157V158H159ZM161 157H162V159L163 160H161ZM191 157V158H190ZM214 157V158H213ZM156 158V159H155ZM172 158V157H171ZM182 158V159H181ZM191 159V161L189 160V159ZM103 159V160H102ZM151 159V160H150ZM152 159H154V161H155V163L153 162V160ZM159 159H160V161H159ZM167 159V160H166ZM200 159V160H201ZM111 160H113V161H111ZM157 160V161H156ZM185 160H187V161H190L191 162V164H190V162H188L187 163V161L186 162H184ZM203 160V159H202ZM126 161V162H125ZM152 161V162H151ZM193 161H194V163H193ZM213 161V162H212ZM108 162V163H107ZM109 162H110V164H113V163H115L116 164V166H114V164L113 165H111V166H113L112 168H110L111 166H109L110 164H109ZM165 162V163H164ZM201 162V161H200ZM199 162V163H200ZM204 162V163H205ZM99 163V164H98ZM124 163H125V165H124ZM127 163H128V165H127ZM148 163H149V165H148ZM157 163V164H156ZM162 163H164L166 166H164ZM183 163V164H182ZM187 163V164H186ZM193 163V164H192ZM103 164V165H102ZM151 164V165H150ZM158 165V166H155V165ZM161 164H162V166H161ZM176 164V165H175ZM198 165V166H201L200 168V170L199 169H197V168H199L198 166H196V165ZM106 165V166H105ZM119 165V166H118ZM183 165V166H182ZM107 166H108V168H107ZM121 166H122V168H121ZM154 166V167H153ZM170 166V165H169ZM168 166V167H169ZM189 166H190V168H189ZM106 167V168H105ZM116 167V168H115ZM118 167V168H117ZM177 167V166H176ZM196 167V168H195ZM0 170L2 171L1 172V176H2V183H4L3 184V189H4V196H5V199H6V202H7V205H8V211H9V215H10V222H11V225H12V228H13V230H14V242H15V244H16V242H17V236H16V224H15V216H14V214H13V205H12V200H11V194H10V191H9V186L7 185L8 183H6V181H7V172H6V169H5V165H4V160H3V158H2V156H1V151H0ZM95 168L98 170V172H101V169L99 170L96 166H95ZM100 168V167H99ZM114 168V169H113ZM119 168H121V170L119 169ZM167 168V167H166ZM173 168H175V167H173ZM195 168V169H194ZM125 169V170H124ZM129 169V170H128ZM163 169H165V168H163ZM162 169V170H163ZM191 169V170H190ZM116 170L118 171V172H120L121 171V175H120V173H118V172H116ZM156 170V171H155ZM167 170H169V168L167 169ZM177 170V169H176ZM195 170V171H194ZM145 171H146V173H145ZM160 171H158L157 173H159ZM164 172H165V170H163ZM163 171H161V172H163ZM160 172V173H161ZM190 172H193V173H190ZM113 173V178L111 177V175L110 174H112ZM116 173H118L117 174V176H115V174ZM124 173H125V175H124ZM195 173H196V175H195ZM199 173V174H198ZM142 174H145V175H142ZM152 174V175H151ZM164 173H162V175H163ZM165 174H166V172H165ZM206 174H210V175H207L206 176ZM104 175L102 174V180H103V177H104ZM157 175H159L157 178L154 176V178L157 180V179H159V181L157 180V182H156V184H158L157 186H156V188H158V189H156L157 191H158V193L159 194H157V195H164V193H165V188L163 187L164 185H161L162 183L161 182H163V184L165 183V177L162 179V181H161V179L159 178V177H161L160 176V174H157ZM194 175V176H193ZM55 176V178H56V175H54ZM53 176V177H54ZM114 176H115V178H114ZM166 176V175H165ZM211 176V177H210ZM96 177V178H95ZM121 177V178H120ZM163 177V176H162ZM191 177V178H190ZM207 179H206V178ZM210 177V179H208ZM93 178V179H92ZM106 178H107V180H106ZM111 178V179H110ZM118 178H120V180H118ZM153 178V179H154ZM205 178V179H204ZM112 179H114V184H112L111 186L109 185L110 184V182H112L111 180ZM56 180V179H55ZM57 180H59V177H58V179ZM93 180H94V182H93ZM117 180V181H116ZM205 180V181H204ZM110 181V182H109ZM148 181V180H147ZM149 181H150V179H149ZM183 181V180H182ZM192 183H191V182ZM130 182V183H129ZM188 182H190V183H188ZM159 183H161L160 185H159ZM187 183V184H186ZM93 184H95V185H93ZM104 184H106V185H104ZM114 185V186H113ZM134 185H136V186H134ZM139 185H141L140 186V190L138 189V186ZM185 185H187V186H185ZM8 186V187H7ZM114 187V189H112L113 187ZM130 187V189L128 188V187ZM132 186L134 187V188H136L135 190H133L134 188H132ZM94 187V188H93ZM186 187V188H185ZM89 188H90V190H89ZM126 188V189H125ZM155 188V185L153 186V189L152 190H155L154 189ZM131 189H132V191H131ZM138 189V190H137ZM162 189V190H161ZM226 190L227 189V191H231L233 194L230 196V194H229V196H226L227 195V193L224 191V193H226L225 195H224V193H222L221 192V190ZM234 189V190H233ZM84 190H85V188H84ZM113 190V191H112ZM124 190V191H123ZM151 190V191H152ZM134 191V192H133ZM156 191V192H157ZM122 192H124V193H126V194H124V193H122ZM130 192V193H129ZM155 192V191H154ZM153 192V193H154ZM219 192H221V193H219ZM234 192H236V193H234ZM131 193H135V194H133L134 196V198H136L137 197V199H133V197L132 196H130V195H132ZM163 193V194H162ZM230 193V192H229ZM147 194V193H146ZM154 195V197L156 196L157 197V195ZM181 194V195H180ZM238 194V195H237ZM243 194H244V199H242L243 198ZM125 195H127V196H125ZM144 195H145V193H144ZM153 195V194H152ZM236 195V196H235ZM77 196V195H76ZM104 196H102V197H104ZM114 196V197H113ZM130 196V197H129ZM184 196V197H183ZM209 196H210V199H213V198H215V199H213V202L212 203H214V200H216V196H219L218 197V199L220 198V200H219V202H220V204L222 205V207L225 205V204H227L228 202H229V204L230 203H233L232 205H236V208H234V209H232V212L233 211H235L234 213H232V212H229L228 211V209L227 208H222L221 210H220V212H222V214L224 213V209L226 210L225 211V214H223V217H224V219H223V221H225V223L223 222V227L221 228V230L219 229L220 228V223H218L219 221L218 220H216L217 219V216H218V212L216 211V213H215V215H214V213H212V211L211 212H209L208 210H210V205H208L207 204V200H210L209 199ZM211 196H213V197H211ZM123 197H126V199L125 198H123ZM167 198V196H166V193H165V195H164V198ZM183 197V198H182ZM237 197H238V200H237ZM80 198L81 197H77L76 198V200L78 201L79 200V203L82 201V198H81V201H80ZM130 198V199H129ZM160 198V197H159ZM165 198V200L164 201H167V199ZM207 198V199H206ZM231 198V199H230ZM235 198V199H234ZM114 199V200H113ZM128 199V200H127ZM133 199V200H132ZM155 199V198H154ZM178 199V198H177ZM242 199V200H241ZM74 201L73 200V202H71V203H75L74 205H77L76 203H78L77 201ZM127 200V201H126ZM131 200V201H130ZM186 200H187V202H186ZM114 201V202H113ZM128 202V203H126V202ZM134 201V202H133ZM135 201H136V204H135ZM142 201H143V199H142ZM154 202V203H152V202ZM177 201V202H178ZM212 201V200H211ZM241 201V202H240ZM250 201V203H251V205L252 204H254V205H250L248 202ZM106 202H108V203H106ZM146 202H147V204H146ZM178 202V203H179ZM206 202V203H205ZM71 203H69V204H71ZM112 203V204H111ZM124 203L126 204V208H128L127 207V205L129 206V207H131L130 209H132V207H135V209H134V213H136V215H139V217L137 216L136 217V222L134 221V213H133V215L131 214V216H133V219L130 217V221H129V224H128V221H127V223H126V221H125V224L124 223H122V222H120V224H119V220H117V218L114 216V214L113 215H111L112 214V211L114 210V208H115V206H116V209L117 208H119V207H121V210H122V208H123V206H124ZM138 203V204H137ZM148 203H150L149 205H148ZM152 203V204H151ZM208 203H211V202H208ZM110 205V208H109V205ZM114 204V205H113ZM168 204V203H167ZM184 204V205H183ZM186 204H187V206H186ZM237 204H238V208L240 209H238L237 208ZM73 205V204H72ZM79 205V204H78ZM77 205V206H78ZM117 205H118V207H117ZM132 205V206H131ZM181 205H183V206H181ZM228 205V204H227ZM256 205V206H255ZM77 206H74V207H77ZM113 206H114V208H113ZM184 206H186V207H184ZM211 206H213V204L211 205ZM249 206V207H248ZM73 207V208H74ZM125 207V206H124ZM152 207V206H151ZM214 207V206H213ZM249 210H248V209ZM139 209V210H138ZM142 209H144L145 211H144V213L142 212V214H143V217L145 218V219H143V218H140V215H142V214H139V212H141L142 211ZM147 209V210H146ZM208 209V210H207ZM258 209H259V213H257L258 212ZM75 210V209H74ZM137 210H138V212H137ZM187 210V211H186ZM212 210H217V209H215V207H214V209L212 208ZM237 210V211H236ZM252 210V211H251ZM255 210V211H254ZM256 210H257V212H256ZM105 211V210H104ZM249 211V212H248ZM252 213H251V212ZM60 212L61 211H59L58 213L60 214ZM86 213V210L84 211V209H81V212H80V210H79V213H78V209L76 208V210H75V216H77V218L78 219H80L79 220V224L81 223H84V224H82V226L83 225H85L86 223V221L89 219L90 220V217H92L93 216V212H88L87 211V213H86V215H85V213ZM151 212V211H150ZM215 212V211H214ZM57 213V214H58ZM63 213H64V211H63ZM63 213L61 214V215H63ZM84 213V214H83ZM114 213V212H113ZM185 213V214H184ZM228 213V214H227ZM256 213V214H255ZM79 214H81V215H79ZM106 214V215H105ZM175 214V213H174ZM61 215H59V216H61ZM90 215H92V216H90ZM146 215V214H145ZM173 215V214H172ZM185 215H186V217H185ZM84 216V217H83ZM88 216V217H87ZM110 218H109V217ZM111 216H112V219H111ZM169 216V215H168ZM174 216H177L176 214L174 215ZM221 217H222V215H221ZM85 218H86V221L84 222V220H85ZM137 218H139V220H137ZM177 219V221L175 222V220ZM113 219H114V221H113ZM116 219V220H115ZM141 219V220H140ZM173 219V220H172ZM47 220V219H46ZM45 220V221H46ZM83 220V221H82ZM241 220H242V223H241ZM182 221V222H181ZM218 221V222H217ZM243 221H245L244 223H243ZM248 221V222H247ZM251 221V223L252 224H250L249 222ZM110 222V223H109ZM118 224H117V223ZM133 222H134V227H133ZM174 222H175V225H174ZM48 224L49 223V221H47V222H44V225L45 224ZM111 223H112V225H111ZM131 223V224H130ZM180 223V224H179ZM221 223H222V220H221ZM237 223H239L238 224V228H237V226H235ZM249 223V225L250 226H248L247 227V224ZM126 224L128 225L127 226V228H126ZM135 224L137 225V226H135ZM143 224V225H142ZM169 224V225H168ZM172 224L174 225V227L175 226H178V228L176 229V227L175 228H172L173 226H172ZM185 225V227H184V225ZM215 224H217L216 226H215V228H214V225ZM246 224V225H245ZM109 225H111V226H109ZM163 225V224H162ZM162 225H160L161 227H162ZM171 225V226H170ZM181 225V226H180ZM234 225V226H233ZM123 226H125V227H123ZM166 226H168V227H166ZM179 226H180V228H181V230H180V228H179ZM218 226H219V228H218ZM221 226H222V224H221ZM241 226H244V227H242L241 229H240V227ZM252 226V227H251ZM254 226H258V227H254ZM112 227V228H111ZM169 227H171V228H169ZM225 227V228H224ZM234 227H236V228H234ZM248 228V229H246V231H245V229L244 228ZM131 228H132V231H131ZM134 228V229H133ZM183 228H184V230H183ZM223 228H224V230H223ZM127 229V230H126ZM129 229H130V231H129ZM164 229H166V230H164ZM171 229V231H168V230H170ZM172 229H173V232H175V230H176V232L175 233H173L172 232ZM175 229V230H174ZM215 229H218V230H215ZM235 229H237V231H235ZM243 229V230H242ZM253 229V230H252ZM239 230H240V232H241V234H245V236H244V234H243V236L242 235H240V232H239ZM249 230V231H248ZM30 231L31 232H29V227L28 226H25V228H24V234H25V236L26 237H28V240L30 241L29 243L31 244V248H32V245H33V241L31 242V239L30 238H33L32 237V235H34L35 234V232L33 231V230H31V228H30ZM127 231H128V233H127ZM135 231V232H134ZM161 231V232H160ZM165 231V232H164ZM167 231V232H166ZM217 231H220L219 233H217ZM222 231V232H221ZM134 232V234L132 235V233ZM172 233L171 235H174V236H171V240H172V237H173V240H174V243L173 242H171V240L169 239V235H170V233ZM239 232V233H238ZM258 232V233H257ZM31 233V235H29ZM138 233H140V232H138ZM167 235V237H166V235ZM168 233H169V235H168ZM257 233V234H256ZM262 233H263V235H262ZM37 234V233H36ZM95 235L94 236H97V235H99V234H97V233H94ZM142 234V233H141ZM250 234V235H249ZM135 235H136V238L134 239L135 241H133L132 242V240H133V237L132 236H134L135 237ZM144 235V234H143ZM150 235V234H149ZM152 235V234H151ZM139 236V237H138ZM145 236V235H144ZM143 236V237H144ZM162 236L160 237V238H162ZM30 237V238H29ZM246 237V238H245ZM16 238V239H15ZM83 239H86V240H82V243H83V246H84V249H85V251L87 250V251H89L88 253L86 252L85 253V251H84V253H80L81 254V256H80V258L79 259H77V261H79L78 263L79 264H84V263H86V264H90V260H89V258L88 257H90V252H91V250L94 248V246H92V248H91V245H93L95 242H91V241H93V240H88V237L87 238H83ZM107 239V240H106ZM127 239H129V240H127ZM16 240V241H15ZM150 240H149V242H150ZM172 240V241H173ZM192 240H194V242L192 241ZM87 241V242H86ZM101 241H103V240H101ZM142 241H144V240H142ZM110 243V244H108V243ZM112 242V243H111ZM162 243H161V245H162ZM30 244H29V246H30ZM107 244H108V246H107ZM131 244V245H130ZM198 244V245H197ZM212 244V245H211ZM88 245V246H87ZM95 245V244H94ZM197 245V246H196ZM86 246H87V248H86ZM211 246V247H210ZM112 247H113V249H112ZM198 247V248H197ZM108 248H109V250H108ZM133 248V250H131V249ZM163 248V249H162ZM90 249V250H89ZM162 249V250H161ZM212 249H213V251H212ZM111 250V251H110ZM16 260H17V264H23L24 263V259H23V256H22V252H21V250L19 249V247H18V242H17V245H16ZM114 251H116V252H114ZM127 251H128V255L126 256V255H124L125 253L127 254ZM151 251L152 252H156V250H152L151 249ZM112 252H113V254H112ZM195 252H196V254H195ZM104 253V254H103ZM117 253H118V255H117ZM184 253V254H183ZM106 254V255H105ZM174 254V255H175ZM197 254H199V255H197ZM177 255V256H178ZM88 256V257H87ZM124 256V257H123ZM133 256V255H132ZM140 256H142V255H139L138 257H137V259L138 258H141ZM161 256V255H160ZM177 256H174L175 258L177 257ZM1 254H0V259H1ZM87 257V258H86ZM120 257V258H119ZM122 257V258H121ZM134 257V256H133ZM143 257V256H142ZM179 257H180V255H179ZM201 257V258H200ZM81 258H82V260H84L83 262H82V260H81ZM113 258V259H112ZM164 258V259H163ZM175 258H171V259H173V260H175ZM2 260V259H1ZM81 260V261H80ZM86 260L88 261V262H86ZM102 260H103V262H102ZM187 260H188V258H187ZM166 261H168V260H166ZM185 262H186V260H184ZM188 261H190V259L188 260ZM187 261V262H188ZM4 261H2V263H3ZM174 262V261H173ZM183 262V261H182ZM110 263V264H111ZM161 263H162V261H161ZM164 263H165V261H164ZM0 264H1V262H0ZM114 264V263H113ZM127 264V263H126ZM167 264H173L171 261H170V259H169V261L167 262ZM186 264H188V263H186Z\"/></svg>",
    "mask_w": 264,
    "mask_h": 264
}]
</instances>
